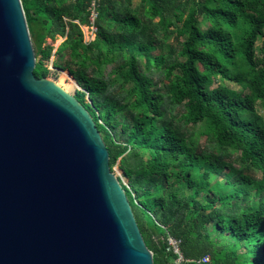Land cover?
I'll use <instances>...</instances> for the list:
<instances>
[{"label":"trees","instance_id":"obj_1","mask_svg":"<svg viewBox=\"0 0 264 264\" xmlns=\"http://www.w3.org/2000/svg\"><path fill=\"white\" fill-rule=\"evenodd\" d=\"M20 1L33 74L47 76L50 60L57 82L65 71L82 88L73 95L92 117L110 168L118 161L127 179L122 187L153 264L174 262L166 232L180 240L181 264H264V0H138L137 10L131 0H97L87 43L80 25L89 23V0ZM171 33L179 48L165 53ZM152 68L161 71L160 85L145 72ZM215 77L239 89L212 87ZM109 86L123 95L114 98ZM166 96L217 150L236 151L238 166L195 153L166 118ZM215 164L228 167L221 181L209 186L207 172L192 177L199 166L214 177ZM204 255L209 260L197 262Z\"/></svg>","mask_w":264,"mask_h":264},{"label":"water","instance_id":"obj_2","mask_svg":"<svg viewBox=\"0 0 264 264\" xmlns=\"http://www.w3.org/2000/svg\"><path fill=\"white\" fill-rule=\"evenodd\" d=\"M34 66L21 1L0 0V264H153L92 117Z\"/></svg>","mask_w":264,"mask_h":264},{"label":"rangeland","instance_id":"obj_3","mask_svg":"<svg viewBox=\"0 0 264 264\" xmlns=\"http://www.w3.org/2000/svg\"><path fill=\"white\" fill-rule=\"evenodd\" d=\"M130 7L132 8H139V1L138 0H131L129 3ZM143 19L145 17L141 15ZM147 20V19H145ZM153 21H156L154 19ZM149 22V21H148ZM150 23V22H149ZM204 27V26H202ZM151 35L157 39L161 38L160 32L156 31H151ZM60 41V38L55 40L54 42H51L49 39L47 42H51L53 46H55L58 42ZM164 41V47L163 51L165 53H168L169 48L171 47L174 51H176L179 48V41L176 40V37L174 33H171L168 35L166 38L163 39ZM259 41L256 43L255 46H257ZM155 52V51H153ZM51 59V58H50ZM50 61V60H49ZM44 62L45 65L48 67V74L46 77L53 78L57 82V77H58V70H55L52 68L53 66H50V63ZM148 75H150L156 82L157 85H160L161 82L158 81L159 78L162 77L161 71H156L154 68H152L149 71H145ZM110 77L113 78L114 76L110 74ZM75 80V79H74ZM59 83L62 84L64 88H68L69 90L72 89L74 86L73 81L68 77L67 73L66 76L63 75V72L60 75ZM77 83V82H76ZM217 85H223L225 87L231 88V89H239V85H237L234 82L228 81L226 79H223L221 77H215L214 81L212 83V87L217 86ZM76 90H82V88L77 84V87L74 88L70 93L74 94ZM109 93L114 97V98H119L120 95H123V91L113 88V86L108 87ZM246 92V91H244ZM87 101H89L86 98ZM255 109L256 112L259 114L263 113V109L261 105L256 102L255 103ZM164 111H165V116L166 118H170L176 125L180 127V129L186 134V139L188 141V145L192 146L194 148V152L197 154H208V155H213L222 158L226 163L232 165L233 167L238 166V153L236 151H228V155H224L225 151L222 150H217L215 145H213L212 141L207 137V135L200 134L199 131L201 130V124L200 125H195L191 126L190 124H184L181 120V114L184 111L183 105H176L172 104L170 97L166 96L165 97V103H164ZM213 160V158H210ZM118 161L111 167L113 173L117 176V178L121 181L122 184L127 185V179L123 175V172L120 168H118ZM116 168L120 170L119 173H117ZM214 173V177H210L209 170L205 166H199L197 168H192V177H200L204 172H207L208 175L205 176V181L208 183V185H212L215 180H222L223 179V174L228 170V167H219L216 164L213 165L211 169ZM215 170V172H214ZM247 175L253 177L254 179H259V174L253 170H249L246 172ZM173 177L169 178V181L172 180ZM183 186V192L187 194V191L184 189V184L181 185ZM257 198V196L255 197ZM212 233V232H211Z\"/></svg>","mask_w":264,"mask_h":264},{"label":"built area","instance_id":"obj_4","mask_svg":"<svg viewBox=\"0 0 264 264\" xmlns=\"http://www.w3.org/2000/svg\"><path fill=\"white\" fill-rule=\"evenodd\" d=\"M96 8H97V0H89V4L87 7L89 23L87 25H80V28L82 31V39H83V42L85 43L90 42L94 39L96 30H97L96 25H95V19L97 17ZM50 66L52 65L50 64ZM164 240H165L166 251H171L173 254H175V259H174L173 264H181L184 259L180 252V247H179L180 240L172 236L168 232H166ZM208 260H209V257L207 255H204L199 260H197V262H207Z\"/></svg>","mask_w":264,"mask_h":264},{"label":"bare ground","instance_id":"obj_5","mask_svg":"<svg viewBox=\"0 0 264 264\" xmlns=\"http://www.w3.org/2000/svg\"><path fill=\"white\" fill-rule=\"evenodd\" d=\"M63 75L64 76H66V72L65 71H63ZM61 87H63L62 86V84H60L59 82H57ZM73 84H74V86L76 87V83L75 82H73ZM64 88V87H63ZM65 90H67L68 92H69V89L68 88H64ZM70 93V92H69ZM116 171H117V173H119L120 172V170L118 169V168H116Z\"/></svg>","mask_w":264,"mask_h":264}]
</instances>
